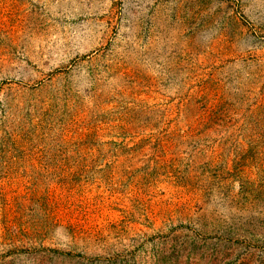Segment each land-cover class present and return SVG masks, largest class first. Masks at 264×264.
Masks as SVG:
<instances>
[{"label":"rangeland","instance_id":"1","mask_svg":"<svg viewBox=\"0 0 264 264\" xmlns=\"http://www.w3.org/2000/svg\"><path fill=\"white\" fill-rule=\"evenodd\" d=\"M0 264H264V0H0Z\"/></svg>","mask_w":264,"mask_h":264}]
</instances>
